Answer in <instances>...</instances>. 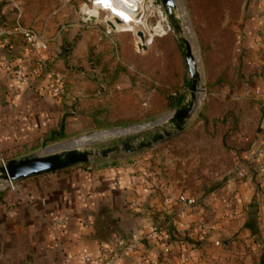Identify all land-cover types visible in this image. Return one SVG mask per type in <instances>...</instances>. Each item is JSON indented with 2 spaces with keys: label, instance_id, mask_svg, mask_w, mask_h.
<instances>
[{
  "label": "rangeland",
  "instance_id": "374dc122",
  "mask_svg": "<svg viewBox=\"0 0 264 264\" xmlns=\"http://www.w3.org/2000/svg\"><path fill=\"white\" fill-rule=\"evenodd\" d=\"M141 1L144 8L149 6L141 15L155 28L161 1ZM178 1L184 37L200 73L191 117L182 131L149 148L91 161L133 169L155 197L166 194L179 201L177 214L191 229L186 239L190 245H216L217 251L206 254L211 259L221 257V264H264V0ZM86 2L0 0V30L12 33L9 43L2 44L19 37L30 50L17 28L31 30L47 49L40 53L41 60L29 51L30 59L34 66L50 68L44 53L59 37L60 48L54 51L60 56V72H69L89 107L94 103L100 107V122L93 129L52 144L154 121L175 109L167 108L166 100L188 97L187 66L163 8L166 34L141 49L136 34L113 27L107 32V13L85 20ZM62 75L66 88L72 82ZM145 135L123 134L90 146ZM179 196L193 202L184 205ZM160 224H151L146 232L156 227L164 233ZM176 234L180 235L172 232L173 237ZM152 238L158 239L140 241Z\"/></svg>",
  "mask_w": 264,
  "mask_h": 264
},
{
  "label": "crops",
  "instance_id": "0c3cea01",
  "mask_svg": "<svg viewBox=\"0 0 264 264\" xmlns=\"http://www.w3.org/2000/svg\"><path fill=\"white\" fill-rule=\"evenodd\" d=\"M10 39L9 45L0 40V156L7 161L39 153L51 135L72 137L93 129L100 107H89L69 72H60L54 51L59 37L44 53L50 68L34 66L22 39ZM18 68L23 81L11 95ZM60 73L72 82L67 91ZM15 182V190L6 185L0 190V264H85L84 254L102 264L100 247L121 252L122 240L140 236L153 223L170 236V252L163 253L158 239H147L116 264H221V257L206 256L216 245H190L189 222L177 214L179 201L155 197L141 174L126 166L90 160Z\"/></svg>",
  "mask_w": 264,
  "mask_h": 264
},
{
  "label": "water",
  "instance_id": "95a60500",
  "mask_svg": "<svg viewBox=\"0 0 264 264\" xmlns=\"http://www.w3.org/2000/svg\"><path fill=\"white\" fill-rule=\"evenodd\" d=\"M166 18L176 36L182 55L187 66L189 78L187 80L188 97L176 107L170 114L148 123L133 125L126 128H114L102 131H114L119 129H130L126 135L131 133L146 132L139 139H122L110 145L99 147L90 146L92 141L74 145L72 140L56 143L43 148L39 153L25 155L19 158L9 159L3 165L0 164V190L8 181H21L30 177L55 172L73 165L86 164L92 159L106 158L110 155L128 154L143 148H149L158 142L172 137L183 130L184 125L192 115L199 95L200 73L192 49L182 35L181 20L178 17L176 0H160ZM133 8L134 6H129ZM134 10L136 8L134 7ZM143 38V33L138 32ZM145 49L146 46L139 45ZM170 126V127H165ZM157 129V130H156ZM152 130V132H149ZM99 132V131H98ZM96 132L90 133L94 135Z\"/></svg>",
  "mask_w": 264,
  "mask_h": 264
},
{
  "label": "built area",
  "instance_id": "2783aa9c",
  "mask_svg": "<svg viewBox=\"0 0 264 264\" xmlns=\"http://www.w3.org/2000/svg\"><path fill=\"white\" fill-rule=\"evenodd\" d=\"M113 0H87L86 5H93L96 6L99 10V12H103L106 16V13L109 11L108 8H110V6H112ZM158 9L161 10V12L163 13V10L161 8V6H158ZM83 12V16L85 17V20H89L91 18H94L92 16H89L88 14H86L84 11ZM166 16V15H165ZM116 19V18H113ZM119 20V19H118ZM110 22V23H109ZM109 22L106 23V28H107V32L109 33L110 31H113L112 27L114 25V22L112 20L109 19ZM105 23V22H104ZM19 34H21V36L23 37L25 43L28 45L29 47V51H31L33 54L32 55H36L37 60H41V52L46 51L47 49V43L41 39L36 33H34L31 30L28 29H22V28H17ZM11 31H8L6 29L0 30V40L1 43L3 44H8L9 43V36L11 35ZM23 81V73H22V69L18 68L17 73H16V77H15V83L13 85V87L10 90L11 95H15V93L18 90L19 85L22 83ZM6 162V160L0 156V164H4ZM242 174V173H240ZM5 185L11 189V190H15L17 185L16 182H11L8 181L5 183ZM178 199L184 203V205H190L193 202V199H189V198H185L183 196H179ZM151 237H157L161 244L163 245V253L167 254L170 252V246L169 243L167 242V235L163 232L160 231V229H157L156 227H152L151 229H149L148 232L144 233L143 237L140 236H133L130 240H122L120 242V245L122 247V251L121 252H108V250L105 247H100L99 251L104 259L102 264H116L117 259L119 258V256L122 253L125 252H132V251H136L139 245V242L142 238H151ZM84 263L85 264H93L92 258L87 255L84 254ZM150 264H155V261H150Z\"/></svg>",
  "mask_w": 264,
  "mask_h": 264
},
{
  "label": "bare ground",
  "instance_id": "6f19581e",
  "mask_svg": "<svg viewBox=\"0 0 264 264\" xmlns=\"http://www.w3.org/2000/svg\"><path fill=\"white\" fill-rule=\"evenodd\" d=\"M141 0H113L112 6L108 8L107 16L105 21L109 22V19L114 22L113 29L118 31V32H131L137 35V43L140 45L144 46H149L153 43L155 37H162L163 35L166 34V31L164 30L162 26V21L164 18H162V13L161 11L159 12V17L160 20L157 21L156 27L152 28L148 25L146 22V17L141 15V12H144L145 8L142 5ZM150 3V2H149ZM177 4V12H178V17H179V11H180V6L181 4L179 3L178 0H176ZM129 6H134L136 10L133 8H130ZM152 6V5H151ZM150 6V8H151ZM148 7L146 10L148 11ZM150 10V9H149ZM82 11H84L86 14L92 17H98L99 16V10L96 6H86L84 5L82 7ZM144 14V13H143ZM141 15V16H140ZM158 17V18H159ZM116 18V19H113ZM180 18V17H179ZM119 19V20H118ZM181 20V18H180ZM182 23V21H181ZM180 23V26H181ZM186 27V31H189V28L186 24V22H183ZM182 28V27H181ZM182 31H184L182 29ZM138 32H143V38H141L138 35ZM185 32V31H184ZM183 32V37L184 33ZM187 36V35H186ZM185 38V37H184ZM187 39V38H186ZM138 45V48H139ZM130 129H119V130H114V131H102L96 135H87V137L79 138L77 140H72L71 143L74 145H80L85 143L86 141L90 140L92 143H95L96 141L104 138H109V137H114V136H121L123 134L128 133Z\"/></svg>",
  "mask_w": 264,
  "mask_h": 264
},
{
  "label": "trees",
  "instance_id": "16d2710c",
  "mask_svg": "<svg viewBox=\"0 0 264 264\" xmlns=\"http://www.w3.org/2000/svg\"><path fill=\"white\" fill-rule=\"evenodd\" d=\"M182 98H183V96H176V97H173L171 99L166 100L165 101L166 107L169 109L176 108L181 103ZM65 138H67V137L62 133L56 134V135H51L49 138H47L45 140L44 146L58 142V141H61ZM0 200H1V198H0ZM250 228H251V226H250Z\"/></svg>",
  "mask_w": 264,
  "mask_h": 264
}]
</instances>
